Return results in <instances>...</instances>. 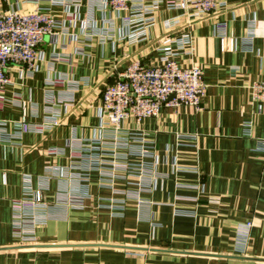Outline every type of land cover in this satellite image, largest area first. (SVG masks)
Instances as JSON below:
<instances>
[{"label":"crops","instance_id":"1","mask_svg":"<svg viewBox=\"0 0 264 264\" xmlns=\"http://www.w3.org/2000/svg\"><path fill=\"white\" fill-rule=\"evenodd\" d=\"M141 1L158 6L134 41L104 0H0L1 11L47 9L61 26L40 44L36 71L9 69L0 93V264H264V100L250 90L264 82V0H217L193 21ZM165 48L202 69L199 107L122 122L108 144L146 173L108 181L87 170L81 148L112 130L98 115L103 86L134 60L161 63ZM136 133L155 158L135 152ZM25 184L46 205L20 224L28 242L13 215Z\"/></svg>","mask_w":264,"mask_h":264},{"label":"built area","instance_id":"2","mask_svg":"<svg viewBox=\"0 0 264 264\" xmlns=\"http://www.w3.org/2000/svg\"><path fill=\"white\" fill-rule=\"evenodd\" d=\"M163 1L166 9L180 10L189 21L210 13L219 5L217 0ZM104 6L122 16L123 24L129 29L126 39L141 41L145 37L146 27L151 23V13L158 4H144L141 0H104ZM174 21L170 20L167 26L172 27ZM106 24L111 26V20H107ZM60 27V22L47 9L36 7L31 11L0 10V93L10 82L7 73L9 69L18 68L30 75L36 71L40 44L45 37L54 36ZM165 53L161 63L153 66H145L139 60L132 61L117 74L114 81L103 86L98 115L106 128L112 130L111 134L100 135L81 148V160L87 170H99L108 181L116 178L119 172L146 173L145 168L127 161L128 152L119 154L115 145L108 144L109 141L116 140V136L122 131V122L133 120L139 123L143 119L156 117L161 108L166 106L199 107L206 89L202 81V69L196 64L180 66L173 59L174 54L169 48H165ZM250 90L254 101L264 100V82L251 84ZM58 124L59 120L52 118L43 127L50 129ZM28 129V125L23 122L18 125V130ZM136 135L135 140L138 139L141 144L135 152L139 151L146 158H155L153 151L145 146L141 135ZM262 149L264 150V140ZM108 153L111 154V159L103 157ZM25 181L28 182L27 179ZM138 183L141 182L136 184ZM138 193L139 191H124L126 198L138 199ZM13 205L14 232L22 241L28 242L30 236L26 235L25 229L20 228V224L32 225L36 212L45 210L46 205L42 202L40 191L33 190L28 184L24 185L21 198L15 200Z\"/></svg>","mask_w":264,"mask_h":264}]
</instances>
